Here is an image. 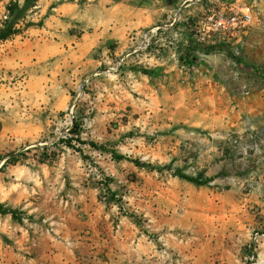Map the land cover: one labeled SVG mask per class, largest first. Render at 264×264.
Listing matches in <instances>:
<instances>
[{
  "label": "rangeland",
  "instance_id": "rangeland-1",
  "mask_svg": "<svg viewBox=\"0 0 264 264\" xmlns=\"http://www.w3.org/2000/svg\"><path fill=\"white\" fill-rule=\"evenodd\" d=\"M124 1L144 24L101 45L100 63L0 70V203L14 211L0 212V264L10 224L29 232L18 264L49 257L39 233L57 224L41 206L59 209L65 250L79 236L76 261L140 243L135 264H156L149 245L158 264H264V0ZM214 12L251 19L226 42L200 29ZM49 13L36 6L12 38Z\"/></svg>",
  "mask_w": 264,
  "mask_h": 264
},
{
  "label": "crops",
  "instance_id": "crops-1",
  "mask_svg": "<svg viewBox=\"0 0 264 264\" xmlns=\"http://www.w3.org/2000/svg\"><path fill=\"white\" fill-rule=\"evenodd\" d=\"M110 1L38 0L37 7L40 12L50 10L45 24L30 30L32 36L20 37L21 39L16 36V38L0 43V70L48 71L57 62H63V66L65 64L72 66V61L75 59L85 64L88 61L90 64L100 63L99 58L93 53L99 50L101 45L118 40L123 41L128 37L132 28H139L144 24L143 6L131 7L124 0L115 1L114 4ZM107 52H112V49L107 47L101 51L104 54ZM73 66L76 65L73 64ZM40 208L49 216L51 223H56L57 226L52 232L46 230L39 233V246L45 256L49 255L45 260L39 259V264H79L80 261H83V264H90L84 260L76 261L80 258V248L77 249L80 246L79 236L78 239L76 237L77 241L73 242L72 250L64 249L61 230L58 227L61 225L59 209L49 206ZM77 221L80 220L76 219ZM10 228L8 236L13 238L14 245L4 244L3 249L6 251L7 263L18 264L16 260L19 256L16 250L17 243L28 244L29 232L21 225L10 224ZM77 231L79 230L75 229L76 233ZM135 232L132 231L131 234ZM129 246V244H122L119 252L113 248L106 249L105 252L110 259H107L104 264H135L137 256L143 255V247L140 243L135 249H130ZM148 247V255L151 253L152 256H156V264H158L159 250L153 245ZM48 250H51L50 253ZM84 257L85 254H83V259ZM4 259L3 257L2 260Z\"/></svg>",
  "mask_w": 264,
  "mask_h": 264
},
{
  "label": "trees",
  "instance_id": "trees-1",
  "mask_svg": "<svg viewBox=\"0 0 264 264\" xmlns=\"http://www.w3.org/2000/svg\"><path fill=\"white\" fill-rule=\"evenodd\" d=\"M38 5V0H12L7 5L8 15L7 18L4 19L0 25V43L6 40L11 39L15 35H18L22 32L21 24L24 20H26L29 12L33 10ZM191 50V49H190ZM191 51H187L186 54H189ZM196 59V56H194ZM234 60H239L236 56ZM116 154V153H115ZM118 159H123V155L116 156ZM139 167H146L148 169H153L154 167L151 164L143 163L140 160L133 161ZM175 175L182 178L189 180L197 185H208L213 180H215V176H207L205 170L199 171L196 176H191L182 170H177ZM0 212L1 213H14L12 209H4L2 203H0Z\"/></svg>",
  "mask_w": 264,
  "mask_h": 264
},
{
  "label": "built area",
  "instance_id": "built-area-1",
  "mask_svg": "<svg viewBox=\"0 0 264 264\" xmlns=\"http://www.w3.org/2000/svg\"><path fill=\"white\" fill-rule=\"evenodd\" d=\"M8 11L3 13L1 17V23L7 18ZM251 16L247 13L244 15L225 14L224 12H214L206 16L202 21L200 29L204 31V35L209 37L219 35L223 40L229 42L239 36L243 31V28L250 23ZM0 23V25H1ZM238 39V38H237Z\"/></svg>",
  "mask_w": 264,
  "mask_h": 264
}]
</instances>
